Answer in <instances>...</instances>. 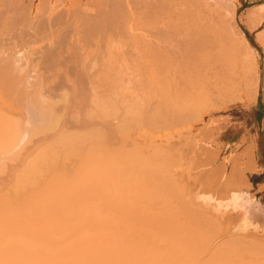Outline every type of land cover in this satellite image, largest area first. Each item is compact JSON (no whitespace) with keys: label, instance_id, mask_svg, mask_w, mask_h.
I'll return each mask as SVG.
<instances>
[{"label":"bare ground","instance_id":"1","mask_svg":"<svg viewBox=\"0 0 264 264\" xmlns=\"http://www.w3.org/2000/svg\"><path fill=\"white\" fill-rule=\"evenodd\" d=\"M24 3L0 1V264H193L205 250L196 231H214L213 221L194 229L186 208L173 203L186 183L178 185L173 175L165 180L178 147L161 137L163 147L146 150L156 136L144 131L154 124H142L138 110L162 93L187 107L182 100L194 88L200 106L193 91L190 117L182 121L189 130L190 119L207 109V95L215 104L238 102L225 85L229 73L233 86L256 97L258 58L232 21L235 1L104 0L79 20L42 8L35 13ZM247 19L258 27L264 4ZM257 36L264 42V33ZM237 45L249 52L240 73L250 79L234 85L238 72L227 68L235 66ZM213 84L215 93L207 94ZM245 193L232 201L251 222ZM239 240L200 264H264L262 251L249 253Z\"/></svg>","mask_w":264,"mask_h":264},{"label":"rangeland","instance_id":"2","mask_svg":"<svg viewBox=\"0 0 264 264\" xmlns=\"http://www.w3.org/2000/svg\"><path fill=\"white\" fill-rule=\"evenodd\" d=\"M102 1L104 0H98V2L97 0H25L24 6H31V5L34 6L35 13L36 11L39 12L41 8H42L41 10H43L44 12L48 14H52V15H54V13L56 12L62 15L65 12L64 14L68 13L66 14L68 16H71V17H73V15L75 17L77 16V19L79 20L80 17L83 18L85 17V14H89L86 12H90V10H92L95 14L96 10L98 8L100 9V6L98 7V3ZM234 1L237 7L235 8L236 9L235 17L234 19H232V21L234 20L238 29L241 32H243L244 37L247 38V40L250 42V46H251L250 49L256 52L257 58H258L257 63L259 66L258 70L260 73L261 68H262L263 55H264V49H263L264 42H262L261 40H258L259 43H262V46H260L255 41V37H256L255 31L254 29L248 30L246 26L248 25L250 26V24H247L246 22H248V19H247L248 12L255 6H259L263 1L262 0H234ZM99 5H102V3ZM66 15H64V17ZM89 15H93V14H89ZM227 16L229 17L228 14ZM84 19H82V21ZM258 29H264V23L261 26H259ZM226 44L227 46H229L230 43L228 44V41H226ZM230 47L233 48V46H230ZM236 47H237L236 51L232 53V56H235V58H232V59L236 67L234 66L232 68L231 66H229V68H227L229 70V71L227 70V73L231 72L230 70H232L233 72L234 69L236 70L235 72H238L237 74L235 73L236 75L235 77H238V78H234L232 81L234 85L236 84L238 85V83H235V81L238 82L240 79L242 80L244 79L243 81H245V79L246 80L250 79V77L246 78L248 76L243 77L244 75L243 73L246 71V69L244 68H246L248 65L247 60L245 59L246 58L245 56H248L249 52L244 46L241 47V45H237ZM230 54H228L229 55L228 57L231 58L232 56ZM237 56L239 57L242 56L244 58L241 57L239 59L238 57V59H236ZM237 60H241V61L237 62ZM237 63H239L238 64L239 66L237 65ZM211 69H212L211 72L209 70L207 73L208 78H210L211 77L210 75L211 74L213 75V72H215V69H213V67ZM241 69L245 71L243 72ZM239 73H240V76H239ZM229 74H227L228 77L225 80V82H228V83H225V85H227L228 87L230 86L231 90L233 89L232 90L233 92L236 91L235 93L240 97V99L237 100L238 102H235V100L231 101V103L228 102L227 104H221V103L216 102L220 106L219 107L217 104L214 103V100L208 97L210 95H207V104L204 105V106H207V109L202 110L201 116H193L190 119L191 124H190L189 130H188L189 125L182 121L190 117L189 108H190L191 102L189 101H193L194 99L193 97H195L194 95H196L197 94L196 92H198V90H194V88L189 92L190 96L189 94H185L184 96V97H187L188 95L189 98L184 99V97H181L182 95L179 96V99L181 98V99H184L182 101L186 100L185 102H188L186 103L187 107H183V108L175 107L177 103H180L178 101V98L175 97L173 98V100L167 102L166 101L167 97L165 96L166 94L162 93L157 97L151 96L149 99L143 100L142 102L144 101H147V102H145L144 104L142 103L141 106H139L140 110H138L139 116H142V124H148V125L154 124L152 125L154 127H149L148 129L145 128L144 133H146L147 135L153 134L154 136H156V140L150 143L149 142L145 143L146 146H144L145 145L144 142L140 140V142L143 143L144 148L146 147L145 148L146 150L148 149L151 150L150 148H152L154 144L156 145L159 144L157 145V147L158 146L163 147L164 145L161 144L162 143L161 137L170 138L169 142H173V144H175V147H178L174 149L176 155L175 153H173V158H175L177 161L175 159H171L173 161L174 160L176 161L175 164L177 163V166H174V162L172 161V163L169 165V168H172L170 169L172 174L171 176H169L168 172L165 173L167 175L166 177H168L165 180L167 181L168 179L170 180V178L172 179L176 177L175 178L176 180L174 179L173 181L180 182V184H178L177 182L178 185H182L183 182L184 183L186 182V183L183 184L185 187L179 186L183 188L182 192H184L183 195H178L179 199H177V196H173L175 195L173 193H172L173 195L172 194L170 195V196H173L172 198L173 203H175L176 206L178 207L180 206L181 209H183L182 207L186 208L182 210L183 215L185 216V218H187V220H189V222L192 224L194 229L207 226L206 223H209L210 220L213 221V223L210 222L211 224H209V226L210 225L213 226L210 228L214 231L209 232L207 230H203V228L200 229L199 231L202 230L206 232L199 233L198 231H196L198 234L204 235L203 237H200V238L198 237L197 233H194V235L197 234L196 237L201 239L200 242H202L201 244L203 248L205 249L203 250L200 257H198L197 260L194 261L195 264H197L198 262H199L198 264H200L202 261H204L205 257L207 258L210 256V254H213L215 252V249H218L226 245L227 243L229 244L230 242L239 240V239H240L239 241H242V243L243 242L246 243L245 248L249 253L252 250L253 252H256V253L251 252L252 254H258L259 250L262 251L263 253L261 252L262 253L261 257L257 255L255 256V258L260 257L259 258L260 260L261 259L264 260V223H262V221L258 219L256 210H254L255 200H256L257 182L261 178L258 175L256 176L251 175V172L253 171V168L251 166V161L253 159V151L251 150L249 143H247V140H246L251 130V123H252L251 106H252V97H254V95H252L251 97V94L250 92H248L247 87L246 89L245 88L240 89L241 86L240 87L233 86V84H231V81L228 80V78L231 77L229 76ZM246 75H248V72ZM243 81H239V83L240 82L243 83ZM217 84L218 83H216V85ZM221 84H224V82ZM242 85L247 86V84L245 85L242 84ZM227 86H225V88L229 89ZM216 87L214 85L213 87L211 86L209 88L210 90L207 89V92H208L207 94L211 93L210 91H213L215 93ZM193 91L196 94H193ZM249 95L250 97L247 98ZM199 96L200 95L196 96V98ZM191 98L193 99L191 100ZM241 98H243V100ZM199 99L200 97L197 98V101H195L196 104L194 103V105L196 106L195 108H197L198 105L200 104ZM201 100L203 102V99ZM208 100H212L210 101L211 104L208 103ZM194 105L192 103L193 108H194ZM196 117L198 118L200 117V118L198 119ZM244 132H246L247 136L242 135L244 134ZM188 133L191 134L193 140L190 138H188V140L186 139L188 136ZM135 137H136L135 135L132 137L133 140H135L134 139ZM136 138H138V135ZM239 138H240L239 141H233V140H238ZM203 140L204 142H198V141H203ZM135 141H139V138ZM194 141L195 142L197 141V142L195 143ZM187 144L189 148L187 147ZM192 144H193V147L189 146ZM207 144H209L210 146ZM166 148L169 149L168 147ZM147 153L152 154V151L151 152L148 151ZM69 162H72V161H69ZM67 169L70 170L69 168ZM170 170H167V171H170ZM67 173H70V171H68ZM172 175L175 177H173ZM166 177L164 175V178ZM173 181L171 180V182L169 183L167 182L169 184L168 186H170V188H172L174 192L179 194L177 192L178 191L177 189H180V188H178L177 187L178 185L175 183L176 188H177L175 189L174 187L175 185H173L174 184ZM235 182H236V185H234ZM238 183H240L239 184L240 186L237 185ZM166 186L167 185H164L163 187L166 188ZM233 188L235 190H233ZM245 191L247 193H245ZM237 192H244L250 199L252 198L251 204L249 207L250 208L249 214H248L251 222L245 219L244 209H241V208L235 209L234 207L232 196L233 194ZM176 206L174 205L175 208H177ZM191 209L195 211V212H192V215H195V217L197 218H192L193 216L191 214L190 215L192 217H190L188 213L189 211H192ZM184 210L188 211V213L185 212ZM239 214H241L242 216H240ZM184 216H182L183 220L185 219ZM198 218L199 220L197 221ZM207 218H210V220H207ZM214 218L216 221H214ZM192 219L193 220L195 219V220L193 221ZM202 219H205V222ZM189 222H186L185 224L187 225ZM190 223L188 225H190ZM214 223H218L216 224L218 226L214 225ZM195 225H197V227H195ZM192 226L190 225L191 228L187 226L190 230H188V228L185 226V228L188 230V233L193 232L191 230ZM217 228H220L221 230L220 231L219 229L216 230ZM215 231H218V232H215ZM210 233L212 234L209 236ZM214 235H217V236H214ZM198 238H196V240H198ZM239 241H236V242H239ZM239 244L237 243V245ZM254 248H258L257 251ZM201 258L203 260H201ZM206 258L205 260L207 261L210 259V258L208 259Z\"/></svg>","mask_w":264,"mask_h":264},{"label":"crops","instance_id":"3","mask_svg":"<svg viewBox=\"0 0 264 264\" xmlns=\"http://www.w3.org/2000/svg\"><path fill=\"white\" fill-rule=\"evenodd\" d=\"M261 4H264V0ZM264 23V20L259 25L261 26ZM258 26V27H259ZM248 30H253L254 28H250V26H246ZM257 29L255 31L256 37L255 41L262 46V43H259L258 40H261L258 34H262L264 29ZM262 41V40H261ZM264 49V45H263ZM258 91L255 98H252V106H251V113H252V123H251V130L249 136L247 137V143L251 150L253 151V159L251 161V166L253 171L251 175L253 176H260V180L257 182L256 188V200H255V207L258 219L264 223V55L262 61V68L258 76ZM247 136L246 132L244 134ZM233 140V141H239ZM258 199V200H257ZM258 201V202H257ZM263 203V204H262ZM257 206V207H256ZM260 214V215H259Z\"/></svg>","mask_w":264,"mask_h":264}]
</instances>
